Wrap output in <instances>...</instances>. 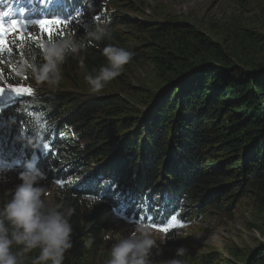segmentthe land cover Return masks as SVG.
<instances>
[{
    "label": "trees",
    "instance_id": "obj_1",
    "mask_svg": "<svg viewBox=\"0 0 264 264\" xmlns=\"http://www.w3.org/2000/svg\"><path fill=\"white\" fill-rule=\"evenodd\" d=\"M108 1L115 11L122 8L135 17L118 15L124 18L118 21L121 26L113 22L109 27L111 40L68 57L57 88L39 86L31 95L19 96L20 103L7 112L11 122L46 125L54 138L57 154L38 167L46 174L41 182L45 187L53 184L51 179L60 182L53 185L54 204L74 210L73 246L63 264H106L110 256L102 251L103 216L110 219L117 212L130 215L149 208L164 214L173 211L180 224L188 225L204 215H229L227 205L233 199H227L235 195L230 191L235 185L237 192L249 195L263 220L264 56L257 52L263 37L228 23L218 25L228 26L222 27L224 38L218 42L184 20L167 16L151 20L130 1ZM96 10L92 2L90 11ZM85 25L96 26L86 16L82 23L62 26L55 37L73 34L80 39ZM47 35L25 39L23 48L0 59V88L35 84L13 69L22 54L37 53L38 42ZM107 44L124 47L133 57L119 77L92 94L86 71L95 74L107 63L102 55ZM80 60L86 69L79 67ZM145 65L154 73L153 87H136L139 90L133 93V73ZM18 172H5L3 180L12 187L0 188V206L20 183ZM259 219L255 227L264 237V221ZM186 245L174 230L161 238L170 260L219 264L215 252L197 256ZM179 247L187 249L184 257H177ZM229 253L240 258V264H264V241L245 254L235 248ZM37 255L38 250L25 253L24 264H32Z\"/></svg>",
    "mask_w": 264,
    "mask_h": 264
},
{
    "label": "clouds",
    "instance_id": "obj_2",
    "mask_svg": "<svg viewBox=\"0 0 264 264\" xmlns=\"http://www.w3.org/2000/svg\"><path fill=\"white\" fill-rule=\"evenodd\" d=\"M112 37L109 27L102 24L95 27L85 25V35L80 39L73 34L41 39L39 51L22 54L14 65V71L20 76L30 77L37 86L47 85L49 89H55L63 79L62 69L69 56L80 55L91 44L111 40ZM102 55L107 63L95 70V74L86 71L85 80L92 94L102 92L119 77L133 57L131 51L114 44L104 46ZM79 67L86 69L83 60H80ZM17 178L20 183L12 191L11 198L0 206V264H24V254L33 250H38V255L32 259V264H63L65 253L73 246L70 217L74 210L45 200L46 189L41 182L46 179V174L32 161L25 163ZM51 181L54 183L55 180ZM156 213L165 219L169 216ZM86 243L90 246L93 239L89 238ZM156 244L157 239L148 222L137 220L128 234H120L116 238L106 264H151L152 249ZM14 245L19 246L16 252L12 250ZM186 252V248L179 247L176 255L184 257ZM167 264H185V261L174 258Z\"/></svg>",
    "mask_w": 264,
    "mask_h": 264
},
{
    "label": "rangeland",
    "instance_id": "obj_3",
    "mask_svg": "<svg viewBox=\"0 0 264 264\" xmlns=\"http://www.w3.org/2000/svg\"><path fill=\"white\" fill-rule=\"evenodd\" d=\"M123 1H130L135 6V9L140 14L143 13L141 15L145 18L147 17V19L160 20L167 16V18L175 20H184L218 42L224 38L221 30L228 28V26H218L219 24L231 23L234 28L251 30L263 37L262 43L257 47V52H260L259 57L264 56V0H247L241 4H238L235 0H121L120 2L122 3ZM94 3L97 6V10L91 11L89 18L93 20L96 26L104 24L110 27L113 22L119 25V19L135 17L133 12H127L128 10L122 8H120L119 12L115 11L108 0H94ZM122 14L125 16H118ZM83 17H86V15ZM83 17L78 18L76 22L82 23ZM101 20L103 21L100 22ZM213 24H216V27H213ZM64 25L66 24L57 25L56 32L61 31ZM29 29L35 39H40L44 33L47 34L40 31L36 25H29ZM119 29H121L122 33L126 32L124 28L119 27ZM18 35V33L10 34L7 37V42L13 50L20 49L21 41L18 40ZM154 82L155 77L150 66L145 65L140 69H136L133 73V93L137 92L140 87H153ZM141 83L146 85L142 86ZM38 87L36 84L20 83L6 87L4 94L1 96L11 97L15 95L9 89H30L33 92ZM5 172V170L0 169V188L2 187L3 189L12 187L6 186L9 183L3 180ZM86 176H90L89 173L83 175V177ZM10 183L11 185L14 184L13 182ZM47 184L48 187L43 185L46 189L44 198L54 204V183L48 182ZM237 188L238 185L230 188V191L234 192L235 195H231L227 199H233V202L227 205L230 211L229 215L223 212H219L217 218L204 215L201 219L191 224H175L167 228V230H164L166 228H157L155 225L149 224L153 229L154 237L157 239V244L153 247L150 257L151 264H167L170 260L161 246V238L172 229L175 230L174 233L180 234L183 242L191 246L197 256L213 251L218 256L219 264H240V258L232 257L229 250L235 248L237 252L245 254L263 242L264 237L255 227L260 223L256 221L259 218L251 198L246 192H237L235 190ZM259 220L260 222L264 221L261 218ZM103 223L106 225V231L103 234L102 251L110 256V248L116 242V238L120 234H128L136 221L128 220V218H124V216L119 214L112 215L110 219L103 216ZM105 237L108 238L106 239ZM81 245H85V243L83 242Z\"/></svg>",
    "mask_w": 264,
    "mask_h": 264
},
{
    "label": "snow or ice",
    "instance_id": "obj_4",
    "mask_svg": "<svg viewBox=\"0 0 264 264\" xmlns=\"http://www.w3.org/2000/svg\"><path fill=\"white\" fill-rule=\"evenodd\" d=\"M16 0H0V5L7 4V8L0 10V59H3V55H12L13 49L7 42V37L10 34H19L18 40L23 42L25 39L34 40L35 38L31 35L29 25H36L40 31L46 32L48 35L46 38H53L56 36V26L59 24H67L69 20H62L59 17L53 19H25V8L20 9L18 17H14L10 22L5 21V17L11 16L12 4ZM31 3V0H28ZM44 0H41L43 3ZM82 13L76 12V16H80ZM53 17V16H48ZM39 46V43H38ZM14 71V69H13ZM16 96L31 95L30 89H9ZM4 94V89H0V95ZM46 149L49 148L48 144H44ZM167 230V229H164Z\"/></svg>",
    "mask_w": 264,
    "mask_h": 264
}]
</instances>
